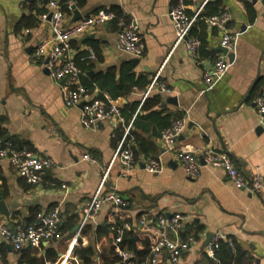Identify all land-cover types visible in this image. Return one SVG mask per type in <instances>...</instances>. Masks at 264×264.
<instances>
[{"label":"crops","instance_id":"0c3cea01","mask_svg":"<svg viewBox=\"0 0 264 264\" xmlns=\"http://www.w3.org/2000/svg\"><path fill=\"white\" fill-rule=\"evenodd\" d=\"M51 1L61 0H0V139L8 137L20 148L55 163L39 184L31 185L18 176L8 159H0V199L10 208V218L0 214V220L35 223L34 213L58 207L61 238L30 249L36 250L38 257L52 249L57 264H79L72 255L74 246L90 245L98 261L101 247L95 230L104 225L106 234L112 230L114 224L109 219L115 209L104 203L82 227L81 222L108 169L101 192L114 190L126 199L124 210L134 222L140 217L185 216L176 237H193L195 243L178 264H218L215 253L207 252L217 234L230 237L244 253L236 264H264V122L255 102L264 90V0H245L255 10L252 19L239 0H186L185 11L191 15L201 5L202 11L208 1H219L231 15L227 28L236 37L235 57L210 90H205L203 74L218 54L215 48L222 32L205 21L197 22L195 34L203 40L197 57L188 52L185 43L174 46L175 25L169 14L174 0H83L80 6L73 4L82 17L99 9L119 8L136 26L144 44L138 63H131L133 57L116 47L118 30L112 21L71 41L74 58L93 52L92 44L97 51L93 59L84 58L90 67L81 72L80 83L99 80L109 88L130 87L118 98L120 105L118 99L114 101L124 110L122 122L104 121L91 128L81 126L79 107L64 105L61 84L50 77L46 58L33 56L36 45L50 37L49 23L41 15ZM65 14L66 24L77 21L74 9ZM127 62L132 70L125 73ZM113 69L114 75L108 76ZM157 72L168 92H151L144 99L150 104L143 108V93ZM170 98H175V103ZM177 118L185 120V127L176 148L195 151L209 147L228 152L247 178L256 171L261 173V191L253 194L235 187L222 170L203 161L196 177L186 176L174 152L166 150L160 140L161 130ZM127 125L132 135L126 143L137 160L129 171L120 160H112ZM145 157L159 158L160 170L147 171L142 161ZM150 223L138 225L136 236L142 238ZM210 233L213 237L206 245ZM169 236L175 234L169 232ZM18 259L0 238V264H18ZM160 264L171 263L163 257Z\"/></svg>","mask_w":264,"mask_h":264},{"label":"built area","instance_id":"2783aa9c","mask_svg":"<svg viewBox=\"0 0 264 264\" xmlns=\"http://www.w3.org/2000/svg\"><path fill=\"white\" fill-rule=\"evenodd\" d=\"M73 2H67V8L72 10ZM202 5L192 15L185 12L183 0H177L171 7L170 17L175 25L174 46L185 43L188 52L193 56H198L200 42L194 37L188 36L189 28L196 21L201 12ZM41 18L47 20L50 27L49 39L41 40L35 47L34 57L46 58V67L49 75L61 84V93L66 107H79L80 124L82 127H96L104 121L122 122L120 108L107 94L99 96L96 91L88 89L80 83L81 70L76 64L71 41L79 35L92 30L96 25L112 21L115 14L112 11L99 9L91 15L84 16L79 20L66 24V14L58 2L51 1L46 13ZM231 15L227 9H223L219 14L205 18V22L210 26L219 29L222 34L219 45L233 52L235 45V35L229 32L227 26ZM116 47L121 52L133 58H140L143 55L144 44L136 26L131 22L119 19ZM89 59L94 58V53L89 52ZM229 66L227 54L218 53L212 65L203 74V84L205 90L213 88L215 83L222 78ZM159 72L151 79L146 91L143 93L141 102L153 91L168 92L167 87L160 81ZM256 109L264 122V90L256 98ZM185 127L183 118L174 119L168 126L160 132V140L166 150L173 151L177 162L180 164L184 174L188 177H196L199 173L201 161L204 165L222 170L228 180L237 188H243L249 193H258L263 188L262 175L254 172L251 178H247L242 173L231 156L226 151L214 150L209 147H202L195 151L176 148V142ZM130 125L124 127V133L120 137L114 151L112 160L118 159L125 166V170H131L137 163L133 151L126 143V136L129 134ZM8 159L13 165L18 176L23 178L28 184L37 185L42 181L45 169L54 166V161L48 157H40L35 153L16 148L9 140L0 139V159ZM84 159L94 161L89 155H84ZM144 168L149 172H157L161 168V161L156 157L143 158ZM108 174V169L103 173L101 183L97 191L91 197L88 205L84 209L81 227L88 219L94 217L104 203L111 204L115 209V214L124 210L128 206V201L121 197L114 190L106 193L101 192V187ZM37 222L30 224L17 223L11 225L0 220V238L7 243L14 252L24 248H39L43 243L61 238L59 229L60 210L54 207L45 212H38ZM185 216L176 214L170 217L158 215L154 223L158 227V238L149 248L147 257L137 263L132 251L119 247L126 229L130 228L128 223L112 225L115 232L112 244L119 258L118 264H160L161 259L166 258L171 264H178L182 255L188 251L190 245L195 243L193 237L179 239L176 237L180 230ZM151 220L141 219L139 225L146 227ZM169 232L175 234L174 238L169 236ZM225 242L229 247H233L230 237L217 234L209 244L208 254L213 255L218 249L220 242Z\"/></svg>","mask_w":264,"mask_h":264},{"label":"trees","instance_id":"16d2710c","mask_svg":"<svg viewBox=\"0 0 264 264\" xmlns=\"http://www.w3.org/2000/svg\"><path fill=\"white\" fill-rule=\"evenodd\" d=\"M72 1L73 4L76 6H80L83 3V0H61L58 3L61 5L62 10L65 13L70 12L67 8V2ZM244 3L245 8L247 9L249 16L252 18L255 17V10L251 4L247 3L245 0H239ZM177 0L173 1V4H175ZM184 4H186V0H183ZM223 5L219 1H208L205 6L203 7L202 11L199 13L196 21L192 24L190 31L188 33V36L194 37L199 40L200 47L198 48L197 53L199 52V49L202 48L201 42H203L202 38L196 36L194 25L197 22H204L205 18L211 15L219 14L223 10ZM108 11H112L115 14V18L112 20V22L116 25L117 30L118 28V21L119 19H123L126 22H129L130 20L122 13V11L119 8L113 7L109 9ZM188 15L187 11H185ZM200 38V39H199ZM93 52L96 51V47L94 44H92ZM199 54V53H198ZM89 55L88 52L86 53H80L76 58V64L81 70V72L87 70V68L90 67L89 64L86 63V56ZM81 59V61L79 60ZM132 70V64L130 62H127L124 71L125 73ZM114 69L111 70V72L108 73V76L114 75ZM132 78L133 74H128ZM149 81L145 79L144 85L147 86ZM81 84L84 85L88 91L92 92L95 91L96 88H98V94L101 96L102 94H107L109 98L113 101L118 99L119 97L123 96L126 92H129L130 87L128 88H122V86H119L118 88H109V85H105L100 83L99 80H94V82H90L88 80H81ZM159 100H156L155 103L157 104ZM149 103V100L146 99L142 106L143 108L147 107ZM154 104V101H152ZM150 104V103H149ZM120 108V107H119ZM121 116H125L124 110L120 108ZM132 131H130V134L126 136V141L131 137ZM13 143V145L16 148H20L16 141L9 140ZM27 150V149H26ZM30 151V149H28ZM134 154V153H133ZM135 158L136 155L134 154ZM38 212L34 213V217L36 218ZM143 219L140 217L139 219L134 222L130 215L125 211L122 210L117 214H111L110 215V223L115 225H123L124 223H128L130 225L129 229H126L124 232V235L119 242V247L122 249H127L128 251H132L135 256V261L137 263L142 262L149 253V248L152 244L155 243V241L158 238V227L154 223L153 219L151 218L150 225L145 228L147 233H144L143 237L140 238L136 236L135 232L137 230V226L139 225L140 220ZM156 219V218H155ZM154 219V220H155ZM32 221H28L25 224H30ZM137 223V224H136ZM11 224V223H10ZM17 224V223H15ZM11 224V225H15ZM24 224V223H23ZM115 236V232L113 230H109L107 234L104 232L102 227H97L95 230V238L97 240V243L101 247V253L99 255L98 261L95 260V250L92 246H86L82 247L81 245L74 246L72 250V255L78 259L79 264H118L119 258L114 250V246L112 244L113 238ZM131 239H134L135 241V247H136V253L134 252V244L131 241ZM234 242V241H233ZM220 252L217 254L216 252ZM2 253L6 254V248L2 247ZM19 255L18 264H57V257L55 252L52 249H47L44 257H38L37 251L32 250L30 248H24L18 252H16ZM244 256V253L233 243V247H229L225 242H220V245L218 249L215 251V259L217 260L218 264H236L242 260Z\"/></svg>","mask_w":264,"mask_h":264},{"label":"water","instance_id":"95a60500","mask_svg":"<svg viewBox=\"0 0 264 264\" xmlns=\"http://www.w3.org/2000/svg\"><path fill=\"white\" fill-rule=\"evenodd\" d=\"M72 8L74 9L75 19L76 20H79L80 18H82V15L77 10H75V6L74 5L72 6ZM189 31H190V28H189ZM215 49H216V51H218V53L227 54V57H228L229 62H233L234 57H235V55H234L233 52H227V50L225 48L221 47L220 45L217 46ZM130 62L136 65L138 63V59L137 58H132V59H130ZM60 84H63V81H61ZM168 100L169 101H174V103H175V100L176 99L175 98H170ZM121 102H122V100L118 99L116 101V104L120 105ZM7 140H8V137L5 138V141H7ZM44 172L45 173H49L50 171H49V169H45ZM0 214L3 215L6 219H9L10 218V208L7 205L6 201L3 200V199H0ZM103 229L105 231H107V225H104L103 226ZM212 237H213V234L212 233H210L207 236L206 245L209 243V241L212 239ZM131 241L134 244V252L136 253L137 250H136V247H135V241H134V239H131Z\"/></svg>","mask_w":264,"mask_h":264}]
</instances>
